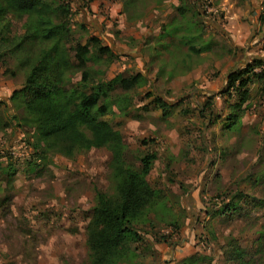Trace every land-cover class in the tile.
<instances>
[{"label": "rangeland", "instance_id": "rangeland-1", "mask_svg": "<svg viewBox=\"0 0 264 264\" xmlns=\"http://www.w3.org/2000/svg\"><path fill=\"white\" fill-rule=\"evenodd\" d=\"M210 1L213 13L199 0H65L71 44L88 43L96 55V37L112 51L87 62L91 81L137 71L146 79L123 111L113 106L104 118L121 132L132 167L156 153L148 180L170 209L141 232L154 254L142 246L119 264H175L193 252L211 256L207 264H264V77L250 82L241 108L230 109L238 96L226 90L231 70L264 58V0L247 30L244 0ZM23 32L11 17L7 35ZM182 35L204 50L189 53ZM9 46L0 41V264H89L87 224L97 194L112 192L110 152L35 147L34 113L23 96L9 99L24 84L26 53ZM225 204L233 209L220 212Z\"/></svg>", "mask_w": 264, "mask_h": 264}, {"label": "trees", "instance_id": "trees-1", "mask_svg": "<svg viewBox=\"0 0 264 264\" xmlns=\"http://www.w3.org/2000/svg\"><path fill=\"white\" fill-rule=\"evenodd\" d=\"M199 1L204 9V1ZM68 13L65 0H0L1 44L10 45L7 50L11 53H26L21 64L29 67L24 84L13 90L9 99L23 96L25 107L34 113L35 147L43 142L45 150L55 148L67 156L91 148L109 150L112 192L97 194V203L87 224L89 264L131 262L142 246L154 254L151 240L141 232L145 225L152 227L161 212H168L170 208L162 199L160 189L152 187L148 180L156 153L146 152L139 158V166L132 167L127 162V147L121 132L104 116L112 112L113 106L123 111L130 99L128 91L142 85L146 79L137 71L128 76L91 81L87 62L96 55L111 57L112 51L108 46L100 45L96 37L90 38L96 55L88 43L71 44L70 28L64 22ZM11 17L22 21L24 26V32L14 39L7 35ZM260 19H264V9ZM185 37L182 35L180 40L187 44L189 53L204 50ZM1 64L5 65V62L1 60ZM77 71L81 78L74 84L69 75ZM263 77L264 58L261 57L231 70L226 77V90L228 93L234 90L238 100L229 106L230 109L241 108L249 98L250 82L253 78ZM159 102L168 106L163 100ZM228 118V125H232L238 115L234 113ZM233 205L225 204L220 212L233 209ZM159 221L175 228L180 225L174 218H160ZM237 253L242 256V252ZM211 261V256L193 252L175 264H207Z\"/></svg>", "mask_w": 264, "mask_h": 264}, {"label": "crops", "instance_id": "crops-1", "mask_svg": "<svg viewBox=\"0 0 264 264\" xmlns=\"http://www.w3.org/2000/svg\"><path fill=\"white\" fill-rule=\"evenodd\" d=\"M249 1H250V3H248ZM257 2H258V0H244V3H243L244 6H243L242 14L238 8H236L235 10L232 9L231 12L232 13L236 12L234 14V16H236L238 19H232L229 21V23L231 25H235V23H237L239 21V17L241 14V15H243V18H242L243 23L240 25V28L247 30V27H248L247 23H249V21H253L254 20L253 18L258 16ZM232 6H233V4H232ZM223 7L225 9H228V7L226 5H223ZM228 16H230V15H228ZM176 257H179V256H176ZM173 262L174 261H171L168 264H173Z\"/></svg>", "mask_w": 264, "mask_h": 264}, {"label": "built area", "instance_id": "built-area-1", "mask_svg": "<svg viewBox=\"0 0 264 264\" xmlns=\"http://www.w3.org/2000/svg\"><path fill=\"white\" fill-rule=\"evenodd\" d=\"M204 1V10L207 12V11H210V13H213L215 12L216 10L214 9V7L212 6H209L211 5L210 4V0H203Z\"/></svg>", "mask_w": 264, "mask_h": 264}]
</instances>
